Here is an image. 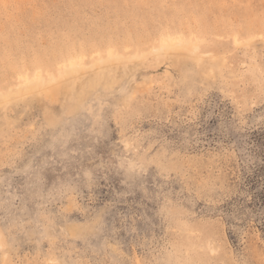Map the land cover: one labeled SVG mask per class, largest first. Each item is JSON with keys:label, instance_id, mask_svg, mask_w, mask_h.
<instances>
[{"label": "rangeland", "instance_id": "rangeland-1", "mask_svg": "<svg viewBox=\"0 0 264 264\" xmlns=\"http://www.w3.org/2000/svg\"><path fill=\"white\" fill-rule=\"evenodd\" d=\"M1 95L0 264H264V0H0Z\"/></svg>", "mask_w": 264, "mask_h": 264}, {"label": "bare ground", "instance_id": "bare-ground-1", "mask_svg": "<svg viewBox=\"0 0 264 264\" xmlns=\"http://www.w3.org/2000/svg\"><path fill=\"white\" fill-rule=\"evenodd\" d=\"M199 46L196 41H192L190 39H185L182 36H173L168 39H162L161 45L159 47H155V53L159 55H167L172 53H180L183 51H188L191 53V56L198 52ZM202 56V55H201ZM178 57V56H177ZM200 58V57H199ZM179 59V58H178ZM202 59V57H201ZM121 56L112 52L109 49L108 55L105 58L100 57L96 62L91 66V70L95 71L97 68L101 70H106V66H102L105 62H120ZM201 62V60H200ZM199 63V62H198ZM81 64L76 60H70L68 64H65L58 76L49 75L48 78L43 77L40 73L34 77H30L25 75L21 78L23 92L27 94H36L39 93L42 89L47 90V93L54 92L58 88L60 89L62 83L65 80L67 81L70 77L79 80L82 78L81 75ZM105 71L102 72V77L105 76ZM100 73H98L99 75ZM94 82L90 81L88 83V88H92L94 86ZM21 85V83H20ZM22 92V91H21ZM19 93V92H18ZM10 95H1L5 99H8Z\"/></svg>", "mask_w": 264, "mask_h": 264}]
</instances>
